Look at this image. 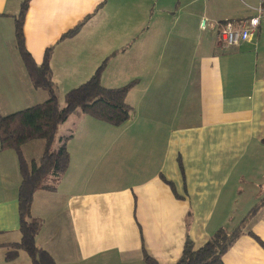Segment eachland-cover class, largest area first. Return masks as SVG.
Returning a JSON list of instances; mask_svg holds the SVG:
<instances>
[{
	"label": "crops",
	"instance_id": "1",
	"mask_svg": "<svg viewBox=\"0 0 264 264\" xmlns=\"http://www.w3.org/2000/svg\"><path fill=\"white\" fill-rule=\"evenodd\" d=\"M23 1L0 0L1 115L47 99L15 44ZM197 1L28 0L24 45L38 65L51 50L60 106L105 59L104 87L135 81L128 121L114 126L75 110L58 128L54 148L70 136L68 168L30 207L41 221L35 244L56 264H143L145 255L175 264L186 241L198 249L219 228L231 231L264 197V16L248 41L224 49L219 25L255 16L258 0H235L223 19ZM208 28H217L214 40ZM43 148L35 139L21 150L37 162ZM20 181L16 153L0 150V264H32L22 250L6 258L21 237ZM249 233L264 243V202L224 264H264Z\"/></svg>",
	"mask_w": 264,
	"mask_h": 264
},
{
	"label": "trees",
	"instance_id": "2",
	"mask_svg": "<svg viewBox=\"0 0 264 264\" xmlns=\"http://www.w3.org/2000/svg\"><path fill=\"white\" fill-rule=\"evenodd\" d=\"M27 4L28 0L23 1L15 19V44L32 85L45 90L47 99L20 111L0 114V150L12 149L16 153L21 176L17 195L21 237L18 242L7 245L9 250L6 258L12 259L22 250L28 254L32 264H56L48 252L35 244L41 221L31 216L30 207L35 191L53 189L47 181L58 179L68 168L66 141L70 136L60 139V145L54 148L58 128L75 110L114 126L128 121L133 108L126 102V96L135 81L120 87H104L101 84V73L106 65L105 59L84 83L64 94L63 106H60L49 65L51 50L45 51L43 60L38 65L24 45L23 19ZM77 29L78 27L68 32L65 37L73 35ZM35 139L44 142L43 152L37 162H27L22 154V145ZM263 202L264 197L248 211L234 229L227 231L219 228L198 249H193L191 242L186 241L182 255L175 264H224L222 255L243 232ZM249 234L255 237L252 233ZM258 242L264 249V243L260 240ZM143 264L157 263L145 255Z\"/></svg>",
	"mask_w": 264,
	"mask_h": 264
},
{
	"label": "built area",
	"instance_id": "3",
	"mask_svg": "<svg viewBox=\"0 0 264 264\" xmlns=\"http://www.w3.org/2000/svg\"><path fill=\"white\" fill-rule=\"evenodd\" d=\"M259 5L255 16L240 20H226L219 25L217 42L220 47L226 49L248 41L264 16V0H258ZM204 27V22L202 24Z\"/></svg>",
	"mask_w": 264,
	"mask_h": 264
},
{
	"label": "rangeland",
	"instance_id": "4",
	"mask_svg": "<svg viewBox=\"0 0 264 264\" xmlns=\"http://www.w3.org/2000/svg\"><path fill=\"white\" fill-rule=\"evenodd\" d=\"M234 2H235V0H203V1L201 0V1L195 2L194 6L199 8L200 11L202 10V8L205 7L207 10L206 15L208 17H217V18L223 19L225 16L227 17V15L232 14V7L234 8V6L236 5V3H234ZM237 6H238V4H237ZM240 6H242V8H244L245 10L248 9L247 7H245L244 4H242ZM240 6H238V7H240ZM216 30H217V28H216ZM260 30H261V34H262L261 39H262V42H264V18L261 20ZM215 31L210 33L209 28H208L207 32L205 34H206V36H210L212 34V38L214 40ZM51 180H53V179H51Z\"/></svg>",
	"mask_w": 264,
	"mask_h": 264
}]
</instances>
